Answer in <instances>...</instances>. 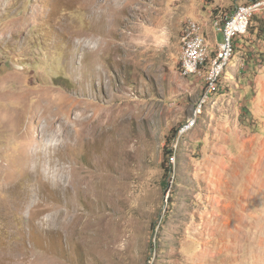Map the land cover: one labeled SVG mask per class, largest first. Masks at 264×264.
<instances>
[{"label":"rangeland","instance_id":"1","mask_svg":"<svg viewBox=\"0 0 264 264\" xmlns=\"http://www.w3.org/2000/svg\"><path fill=\"white\" fill-rule=\"evenodd\" d=\"M246 1L0 0V264H264V10L177 134L182 27Z\"/></svg>","mask_w":264,"mask_h":264},{"label":"built area","instance_id":"2","mask_svg":"<svg viewBox=\"0 0 264 264\" xmlns=\"http://www.w3.org/2000/svg\"><path fill=\"white\" fill-rule=\"evenodd\" d=\"M264 10V0H248L237 4L229 16L216 17L212 27L220 31L223 40L215 54L210 56L203 24L188 21L180 33L179 71L181 76H198L203 82V91L196 103L191 117L178 126L177 134L183 135L193 128L196 119L208 102L209 96L218 90L220 78L232 57L235 37L244 35L253 15Z\"/></svg>","mask_w":264,"mask_h":264},{"label":"crops","instance_id":"3","mask_svg":"<svg viewBox=\"0 0 264 264\" xmlns=\"http://www.w3.org/2000/svg\"><path fill=\"white\" fill-rule=\"evenodd\" d=\"M220 34L222 35V33L220 31L215 30L211 25L207 26L205 28V38H206L207 43H208V48H209L210 54L213 53L212 55L215 54L217 45L220 42H222V40H223V35H222V39L219 38ZM237 37H239V36H237ZM237 37H235V39ZM263 82H264V71L262 70L256 74V77L253 80V83H254L253 85L257 89H260L257 87V85L262 84Z\"/></svg>","mask_w":264,"mask_h":264},{"label":"trees","instance_id":"4","mask_svg":"<svg viewBox=\"0 0 264 264\" xmlns=\"http://www.w3.org/2000/svg\"><path fill=\"white\" fill-rule=\"evenodd\" d=\"M250 21H251V20H250ZM262 31H263L262 33H264V28H263ZM256 32H257V29H256ZM233 51H234V44H233V47H232V52H233ZM167 144H170V145H169V147L166 149V151H167L166 153H167L168 155H171V153H172L171 143L168 142ZM163 185H164V187L166 188V187L168 186V183L165 182Z\"/></svg>","mask_w":264,"mask_h":264},{"label":"bare ground","instance_id":"5","mask_svg":"<svg viewBox=\"0 0 264 264\" xmlns=\"http://www.w3.org/2000/svg\"><path fill=\"white\" fill-rule=\"evenodd\" d=\"M65 177V176H64ZM98 183H99V180H98ZM100 184H102V183H100ZM108 184H109V182H108ZM111 184V183H110ZM108 186V185H107ZM111 187L109 186V189H110ZM108 190V189H107ZM91 227H93V226H91Z\"/></svg>","mask_w":264,"mask_h":264}]
</instances>
